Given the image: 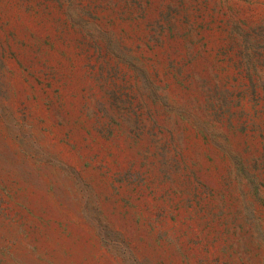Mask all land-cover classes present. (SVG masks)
<instances>
[{
  "label": "rangeland",
  "instance_id": "374dc122",
  "mask_svg": "<svg viewBox=\"0 0 264 264\" xmlns=\"http://www.w3.org/2000/svg\"><path fill=\"white\" fill-rule=\"evenodd\" d=\"M0 264H264V0H0Z\"/></svg>",
  "mask_w": 264,
  "mask_h": 264
}]
</instances>
